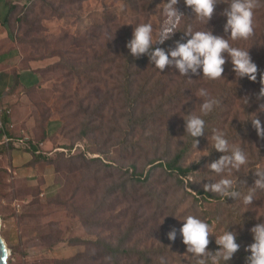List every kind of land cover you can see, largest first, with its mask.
Here are the masks:
<instances>
[{
  "label": "rangeland",
  "instance_id": "rangeland-1",
  "mask_svg": "<svg viewBox=\"0 0 264 264\" xmlns=\"http://www.w3.org/2000/svg\"><path fill=\"white\" fill-rule=\"evenodd\" d=\"M15 1L19 5L12 14L11 32L8 30V38L0 41V64L12 66L14 71L32 68L30 73L35 77L24 85L16 81L9 89L15 94L7 106L11 109L10 121L14 127H7V130L3 127V130L0 126V132H9L13 137L28 136L29 142L34 141L40 152L62 161L57 171L52 164H40L41 168L51 165L53 169L51 184L44 187L41 172L25 178L15 175L7 159L0 154V235L9 249L7 264H63L80 253L83 258L77 264H114L109 256L102 257L100 248L90 242L101 238L116 243L128 227L135 232L133 242L140 246L167 244L171 252L169 264L195 262L185 257L186 246L179 233L183 221L176 217L191 214L192 196L201 199L188 182L202 188L203 183L212 181H190L192 177H189L181 186L167 177L160 167H154L157 162L149 163L166 147H161L163 138L182 135L183 112L176 115V110L166 106L168 117L165 120L169 122L160 123L158 112L156 121L130 127L117 93L119 62L106 67L99 60L107 48L103 35L105 26L100 29L99 25L115 20L128 28L134 19L140 18L142 23L153 25L155 38L166 23L160 11L162 3L139 15L125 0ZM23 4H30L22 10L27 17L22 14L18 18ZM176 7L184 13L183 0H179ZM96 46L102 53L97 49L98 54L93 55ZM86 56L84 73L97 79L96 85L101 88H104L102 81L105 82L110 103L109 107L101 105L97 114L104 117L93 116L89 126L94 129L81 138V122L86 118L82 110L73 106L64 108L67 103L59 100L50 111L49 124L40 120V114L48 108L53 97L58 96L55 90L61 87L54 83L64 76L59 71H49V67L60 65L68 58L84 63ZM77 62L71 63L77 66ZM103 69L108 71L103 73ZM69 80L73 87L77 86L76 77L71 75ZM91 102L92 108L98 104L97 99ZM141 108L148 111L154 107L153 103H147ZM62 116H68L65 126ZM8 146L22 153L30 151L28 147L15 146L11 142ZM59 146L72 148L63 151ZM173 147H167L168 154L174 152ZM207 147V144L201 145L197 150L203 152ZM252 147L257 150V145L252 144ZM59 152L62 158L56 155ZM79 154L81 158H72ZM196 155L194 149L184 163ZM92 158L99 160L86 161ZM263 163L264 157L260 159V164ZM131 164L136 165V172L150 173V176L135 182L131 178L134 175ZM201 201L203 207L210 206L209 202ZM173 227L177 229V236L170 241L167 232ZM222 231L215 232L219 235ZM210 236L215 239L214 234ZM74 237L88 242L74 241ZM120 263L131 264L127 260Z\"/></svg>",
  "mask_w": 264,
  "mask_h": 264
},
{
  "label": "trees",
  "instance_id": "trees-1",
  "mask_svg": "<svg viewBox=\"0 0 264 264\" xmlns=\"http://www.w3.org/2000/svg\"><path fill=\"white\" fill-rule=\"evenodd\" d=\"M60 1H64L65 3L72 2V0ZM125 1L139 15H144L154 6L163 3V0ZM4 2L7 7L4 23L7 29L10 30L12 14L18 10L19 2L15 0H4ZM29 5L30 4H23L17 16L18 18H20V15L24 14V11L22 10L28 8ZM225 7H227V5L223 3L222 0H219L214 6L210 21L204 25L195 17L191 9L185 6V17L180 21L181 30L172 34L171 38L166 40L163 44L154 45V47H161L167 52L169 48L175 47V41H186L189 37L185 36L183 29L188 26H191L194 30H211L214 35L227 38L228 34L223 31V25L226 18L221 14ZM24 16L27 17L26 14H24ZM139 19L140 18L134 19V22L128 28L121 26L120 23L115 20L112 22L107 20L104 24L99 25L98 27L100 29H103V25L105 26L103 35L106 40L107 48L104 49V53L107 57L100 51V45L99 47L96 46L93 50V55H97L98 50L102 53L99 60L102 64H105L106 67L119 62L117 67L120 71V80L117 82V93L119 94L120 99H122V106L126 110L125 116H127V121L130 127L133 125L141 126L143 123L156 121V115L158 112L161 116L159 120L160 123L162 121L169 122V120H165L168 117V110L164 108L166 106H169L172 110H176V115L183 112L184 116L188 114L190 110L198 112L199 103L201 101L195 96V94L199 88H207L212 95H215L220 99L221 103L214 112L205 117L207 122L206 132L204 135L195 138L198 140L197 148L201 145H208L207 136L210 140L213 128H224L228 132L230 142L242 143L251 157L249 165L250 169L247 173H244L243 171L238 172L237 186L238 188L251 186L256 178L253 170L257 166H264V163L262 165L260 164V159H263L264 157V139L257 137L250 120L246 119L242 121L240 119L243 118L244 115L240 108V104L242 101L246 100V103L241 104L245 115L250 116L255 114L261 121L262 126H264V110L261 108V106L264 105V97H259L258 95L261 88V74L264 73V7L258 9L255 13L254 35L248 40L234 42V45L236 46L248 47L252 60L258 66L256 81H250L246 77L236 79L230 61L226 62L224 65V72L222 74L223 79L216 81H205L199 79V75L191 73L186 77H180L178 76V70L169 66H166L165 69L159 72L153 67V65H151L146 55L133 57L125 47L126 42L132 36L134 26L137 23H142ZM9 53L10 52H8V54ZM83 54L85 55L87 53L84 52ZM87 57L88 56L84 57V63H80V61L76 59L72 60L68 58L60 65L55 64L49 67V71L53 73L59 71L64 76H62V80L59 79L58 82L54 83V85L56 84V87H61V89L58 88L55 90V92L58 93V96L53 97L48 108L40 114V120H42L43 123L48 122L50 119V111L59 100L67 103L64 108L73 106V108L76 107L77 109L82 110L86 115V118L81 122L79 131L81 138L87 136L88 133L94 129V126H89L93 116L100 119L104 117L103 114H97L101 105L105 104L109 107L110 103L108 89L105 88V82L102 81L104 83V88H101L96 85V82L98 81L97 79L91 78L84 73V66L86 65ZM71 62H77V66ZM63 70L65 72H62ZM107 71L108 69L101 70L103 73H106ZM71 75L78 80L77 86L75 87L71 85L69 80ZM14 78L15 82H18L16 74H14ZM80 85H83L82 88H80ZM81 91H83V93H81ZM91 99L98 100V104L94 108L91 107ZM147 103H153L154 108L148 111L142 109L141 107ZM90 107L92 108L91 111H89ZM58 109L60 110L61 106L58 107ZM65 118L67 119L68 116H62L61 119L63 126H65ZM5 122L6 119H3L2 125L7 130L8 126L4 124ZM7 133L10 135L9 132ZM1 135L2 133L0 132V138ZM176 135L177 134H174L171 138L167 136V138L161 140V147L164 145L166 147L162 149L161 154L150 159L149 163L157 162L154 167H160L167 177H170L175 183L182 186L183 181L186 178H199L200 176L206 175V164L217 159L221 153L213 149L208 155H204L200 160L189 164L187 167V164H185L184 161L195 149L193 141L184 134V131L182 135ZM252 144L257 145V150L253 149ZM8 147H6V145L4 147L0 146V148L3 149H0V154H4L7 150H10V147ZM59 147L69 150L72 148L71 146ZM167 147L170 149L172 147L173 149L175 148L174 152L168 154L169 149ZM29 149L32 154V159L28 164L36 165L45 162L55 166V170L57 171L60 165L59 163L62 161L59 157L51 158L44 154V152H40L34 141L30 142ZM56 155H61L62 158V153L59 152L56 153ZM81 157L82 154H79L72 158ZM98 160V158H92L87 159L86 161L96 162ZM130 167L132 169V174H134L131 178L135 182L146 180L150 176V173L143 175L142 172H136L135 164H131ZM201 179L204 181L210 180L203 177ZM241 180H246V184H241ZM188 185L196 190V194L201 197L200 199L191 194L193 198L191 200L193 202H191L190 206L191 214L199 215L201 218L207 220L215 231L223 230L225 227V221H239L230 222L226 226L227 231L236 233V241L239 243L240 249L229 261H226L225 264H245V257L249 254L245 251V248L253 242L250 228L257 223L264 221V215L259 214L264 213V193H260L259 197L253 200L252 205L241 212L243 210L241 205L239 202H235L233 198L226 197L225 200L222 201L219 197H216L215 193L205 192L203 188H196L192 182H188ZM201 200L209 202L210 206L206 208L203 207ZM134 233L133 229L128 227L122 232V234H120L116 243L105 241L101 238H97L90 243L98 246L100 248L101 256H109L114 264H121L120 262L123 260L129 261L131 264H160L161 257H164L166 259V264H169V256L171 255V252L167 249V244L164 243L163 246L154 244H151L150 246H140L133 242L132 237ZM73 239L78 242H88V240L79 237H74ZM209 241L210 242L207 246L208 250L214 252L218 248L215 244V239L209 236ZM81 258H83L82 253L76 254L62 263L77 264ZM189 264H195V262Z\"/></svg>",
  "mask_w": 264,
  "mask_h": 264
},
{
  "label": "clouds",
  "instance_id": "clouds-1",
  "mask_svg": "<svg viewBox=\"0 0 264 264\" xmlns=\"http://www.w3.org/2000/svg\"><path fill=\"white\" fill-rule=\"evenodd\" d=\"M218 2L219 0H183L184 5L189 7L204 25L210 21L214 6ZM222 2L227 5L221 13L226 18L223 31L228 34L227 38L214 35L211 30H194L188 26L183 29L185 36L189 37L186 41H175V47L169 48L167 52L161 47H154L155 44H163L172 34L181 30L180 21L185 17L176 7L179 0H166V2L163 0L160 11L166 23L155 38L152 24L137 23L125 47L133 57L146 55L151 65L159 72L169 66L178 70L180 77H186L191 73L199 75V79L205 81H216L223 79L224 65L230 61L236 79L246 77L250 81H256L258 66L252 60L248 47L236 46L234 42L248 40L254 35V16L258 9L264 7V0H222ZM258 95L264 97V73L261 74V88ZM195 96L201 101L198 112L191 111L183 116L184 134L193 141L198 154L188 160L187 167L191 162L198 161L202 155H208L213 149L221 155L206 164V175L193 177L190 181H199L202 177L210 179L212 182L202 184L203 190L215 193L222 201L226 197L233 198L235 202H239L243 212L252 205L253 200L258 198L260 193H264V166H257L253 170L256 178L251 186L238 188L236 173L241 171L247 173L250 169L251 157L242 143L230 142L228 132L222 127L212 129L210 140L207 136L208 147L203 152L197 150L198 140L195 138L206 132L205 117L214 112L221 101L204 87L199 88ZM246 102V100L242 101L241 104ZM241 104L240 108L244 115L240 119L250 120L257 137L264 139V126L261 121L255 114L246 116ZM261 108L264 110V105ZM240 183L246 184V180H241ZM259 214L264 215V213ZM176 218L183 221L179 233L182 243L186 246L185 257L194 260L195 264H225L240 249L236 241V233L226 230L230 222L239 221H225L223 231L217 235L212 225L199 215L187 214ZM250 232L253 242L245 248L249 253L245 257V264H264V221L253 225ZM210 234L215 235V244L218 246L214 252L207 247ZM176 236L175 227L167 232L170 241H174ZM160 264H166L164 257L160 258Z\"/></svg>",
  "mask_w": 264,
  "mask_h": 264
},
{
  "label": "crops",
  "instance_id": "crops-1",
  "mask_svg": "<svg viewBox=\"0 0 264 264\" xmlns=\"http://www.w3.org/2000/svg\"><path fill=\"white\" fill-rule=\"evenodd\" d=\"M7 11V7L5 5L4 0H0V41H4V39L8 38V29L4 23V17ZM4 61L7 58L3 59ZM2 62V60H0ZM15 61V60H12ZM32 68H26L22 70L14 71L12 66H6V64H0V106H9L14 97V93L10 92L9 89L15 82L14 74L17 75V79L20 85H24L25 83L30 82L34 79V74L30 73ZM33 74V75H31ZM3 119H6L4 124H8L10 122V117L3 116ZM4 127V126H3ZM4 130V128H3ZM0 139V144H1ZM37 152V151H36ZM1 156L7 159L9 166L12 168L13 173L15 175H20L25 177H31V173L36 174V172H41L44 178V187H48L51 184L52 176L51 173L53 171L51 165H43L41 168L40 164L31 165L28 164L32 159V154L30 151H24L23 153L16 150L10 149L7 150ZM40 167V168H39Z\"/></svg>",
  "mask_w": 264,
  "mask_h": 264
},
{
  "label": "built area",
  "instance_id": "built-area-1",
  "mask_svg": "<svg viewBox=\"0 0 264 264\" xmlns=\"http://www.w3.org/2000/svg\"><path fill=\"white\" fill-rule=\"evenodd\" d=\"M10 114H11V109L7 106H0V126L3 128V125H2V117L3 116H8L10 117ZM7 126L9 127V129L13 128L14 127V124L10 121ZM1 142L2 143H5L6 145L9 144L10 142L12 144H14L15 146H20V147H30V142H29V138L28 136H17V137H13L11 135H9L8 133L4 132L2 135H1ZM42 143H40L41 145ZM61 150L63 151H66L65 148H60ZM74 150V149H72ZM38 152V151H37Z\"/></svg>",
  "mask_w": 264,
  "mask_h": 264
},
{
  "label": "water",
  "instance_id": "water-1",
  "mask_svg": "<svg viewBox=\"0 0 264 264\" xmlns=\"http://www.w3.org/2000/svg\"><path fill=\"white\" fill-rule=\"evenodd\" d=\"M7 247L4 239L0 235V264H7Z\"/></svg>",
  "mask_w": 264,
  "mask_h": 264
},
{
  "label": "bare ground",
  "instance_id": "bare-ground-1",
  "mask_svg": "<svg viewBox=\"0 0 264 264\" xmlns=\"http://www.w3.org/2000/svg\"><path fill=\"white\" fill-rule=\"evenodd\" d=\"M7 253H9V249L7 248Z\"/></svg>",
  "mask_w": 264,
  "mask_h": 264
}]
</instances>
